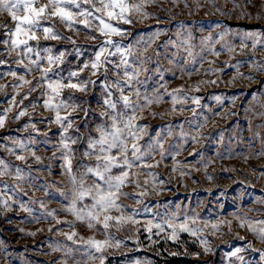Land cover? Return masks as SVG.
<instances>
[{
    "label": "rangeland",
    "instance_id": "obj_1",
    "mask_svg": "<svg viewBox=\"0 0 264 264\" xmlns=\"http://www.w3.org/2000/svg\"><path fill=\"white\" fill-rule=\"evenodd\" d=\"M41 2L47 3L48 0ZM129 2L141 3L142 0ZM143 2L142 12L147 15H134L133 25L124 26L132 34L114 39L134 42L141 36L148 39L157 28L165 29L147 53L143 52L144 45H139L142 55L151 57L147 64L149 71L140 77L141 80L147 78L141 91L146 90L151 95L155 88L166 85V91L160 88L164 99L137 113L138 117L142 116L137 122L147 125L140 144L146 148L159 133L164 158H161L157 147L147 163L160 161L158 166L132 170L139 173V186L137 177L130 175L129 182L121 191L133 195H121L120 202L126 206L123 209L125 216H131L133 211L136 215L119 224L112 222L106 231L99 225L88 228L85 221H75L72 214L61 210L66 201L56 190L70 192L72 185L69 176L62 174L61 151L53 147L59 140L58 126L41 119L53 116V112L44 108L40 89L24 100L23 106L36 102L35 108L28 107L29 116L14 119L23 107L19 101L30 86L20 88L19 95L12 87L26 72L16 62L21 58L22 50H12L9 54L10 45L3 43L8 39L7 30H14L15 21L6 11H0V61H5L0 63V85L4 86L0 88V110L10 107L13 95H16L17 101L8 114L5 128L0 129V159L12 169L9 174L0 176V264H101V256L102 264H134L137 260L141 264H264L261 258L264 255V240L247 225L240 226V219H244L245 215L249 221L264 220V202H261L264 201V155L260 154L264 152V72L254 66L256 63L264 64V47L258 45L253 49V39L243 35L255 32L264 39V0ZM181 21L192 29L195 61L180 46L183 37L177 36V31ZM52 23L70 39L46 41L43 33L38 32L40 46L52 47L53 54L65 52L64 64L59 65L58 70L65 69L61 74L67 76V69L76 70L78 64L93 59V52L101 39L95 23L92 31L86 30L83 25L70 29L55 18ZM93 34L97 35L96 40L91 39ZM209 34L212 41L202 45L201 38ZM169 40L176 43L167 44L165 48ZM29 43L36 46L35 41ZM226 44L234 51L228 52L224 47ZM209 47L215 48L220 55L210 53ZM157 52L160 53L158 59ZM41 55L45 53L41 52ZM35 58L33 54L32 59ZM23 59L25 64L29 63L27 57ZM111 59L115 63L119 58ZM170 60L173 63H169ZM157 66L160 72L153 71ZM12 71L17 73L16 77L10 74ZM40 75L39 71H34L26 78L35 84ZM90 75L88 69L82 73L84 78ZM109 75L110 78L113 75L111 70ZM249 76L253 79H248ZM91 78L97 84L95 87L90 85L88 92L67 89L64 92L65 98L73 95L74 98L82 97L90 101V104H82L81 107H90L94 113L87 117L83 111L73 113L74 127L69 135L76 137V130L79 129L77 143L72 146L74 171L81 161L94 162L95 157L83 156L85 138L90 133L97 135L95 125L104 120L98 115L104 108L97 103L103 73ZM173 89H182L175 103L168 95ZM195 97L199 98V104L194 102ZM217 97L221 99L217 100ZM76 102L80 103V100ZM29 121L36 124L40 133H48V143L44 142L43 135L33 133L31 127H23ZM30 136L35 138L31 148L41 157L40 161H36L31 152L19 149L9 151L17 138L27 141ZM177 149L179 154L175 155ZM54 152L56 158L53 159ZM17 155H24L26 161L17 160ZM206 161H210L207 167ZM15 167L23 170V179H17ZM173 168L176 170L173 171ZM118 174V170L114 169L113 175ZM87 183L91 184L92 180L88 179ZM16 185L19 187L13 191ZM144 191L147 194L139 196ZM5 199L10 201L9 208L2 203ZM13 201L24 202L33 208V212L23 211ZM41 201L45 204L44 209L40 207ZM83 203L90 205L91 200ZM52 210H57V219L61 221H75L74 227L57 224L56 219L43 215ZM172 213H178L180 219L185 215L198 214V225L201 227L208 222L209 226L200 235L207 237L211 251L205 252L203 245L190 233L181 232L177 240H171L168 239L170 230L167 228L163 232L155 228L151 233L146 231L149 221L163 223ZM110 214L116 216L121 213L112 210ZM212 223H219L218 231L211 228ZM72 231L78 233L74 238L77 241L75 244L61 234ZM89 238L109 239L110 246L105 247L102 254L98 253L88 248L85 242ZM66 247L73 249L71 255H66ZM237 248L241 251L231 255Z\"/></svg>",
    "mask_w": 264,
    "mask_h": 264
},
{
    "label": "snow or ice",
    "instance_id": "obj_2",
    "mask_svg": "<svg viewBox=\"0 0 264 264\" xmlns=\"http://www.w3.org/2000/svg\"><path fill=\"white\" fill-rule=\"evenodd\" d=\"M143 8V0L141 3H130L129 0H48L47 3H42L41 0H0V11H6L10 19L15 21L14 30H7L8 39L3 41L5 45H10L8 49L9 54L12 50L21 49V58L16 62L23 66L26 75L34 71L41 73L35 84L27 79L26 75H21L18 77V83L12 85V87L16 95H19L20 88L24 85L30 86L19 101V104L22 106L24 100H27L33 92L40 89L44 108L50 109L53 112V116L42 117L41 119L47 120L49 124L54 123L58 126L60 131L59 140L53 147L61 151L62 174L69 176L72 185L70 192L59 188L56 190L59 196L63 197L66 201L61 210L72 214L75 217V221H85L88 228L99 225L106 231L112 222L119 224L125 220L133 219L136 212L133 211L131 216H125L123 209L126 206L120 202L121 195L133 194L122 193V188L129 182L130 175L137 177V186H139V173H133V169H150L159 165L160 161H156L155 164L147 163V159L152 157L157 147L160 149L161 158H164L163 144L158 139L159 133L156 134L157 138H153L148 142L146 148L140 144V141L146 134L147 125L137 122L138 119H142V116L138 117L137 113H142L147 106L159 103L164 99V94L160 92V88H165L166 91V85H160L155 88L151 95L146 90L141 91V87L147 83V78L141 80L140 77L149 71L147 64L151 57L142 55L139 45L143 44V52L147 53L148 48L151 44L155 43L156 38L165 29L157 28L156 31L149 35L148 39H144L141 36L134 42L126 43L122 39H114V37L132 34L124 26L133 25L134 15H147L142 12ZM248 15L250 16L251 14L249 13ZM54 18L61 21L70 29L77 25H83L86 30L92 31L93 23H95L96 31H98L99 38L101 39V43L96 46L93 52V59L84 61L82 65L78 64L76 70L67 69V76L61 74L65 69L58 70V66L64 64L65 52L59 51L58 54H53L52 47H41L40 36L37 35L38 32H42L46 41L70 39L64 36L56 25L52 23ZM243 35L245 38L253 39V49L258 45L264 47V39L260 38V33L246 32ZM177 36L183 37L180 46H183L188 55L195 61L194 46L191 43L193 40L192 29L187 28L184 22L181 21L179 22ZM97 38L96 34L91 36L92 40H96ZM30 41H35L36 46L33 47L29 43ZM208 41H212L211 34L201 38L202 45ZM73 43L75 42L73 41ZM170 43L174 44L176 42L169 40L164 47L166 48L167 44ZM224 47L230 53L234 51V48L230 45L226 44ZM203 50L201 48L202 52ZM208 51L213 55H220V52L216 51L213 47H209ZM41 52L45 53V55L42 56ZM33 54L36 57L35 59H32ZM155 55L158 59L160 53L157 52ZM24 57H27L28 64L24 63ZM112 57H118V62L114 63L111 59ZM0 63H5V61H0ZM45 63L47 66H44ZM169 63H173V60H170ZM254 66L259 71L264 72V64L256 63ZM233 67L238 68L239 65H233ZM86 69L90 70L91 75L84 78L82 77V73ZM110 70L113 73L111 78L109 75ZM210 70L215 71V69ZM153 71L160 72V67L157 66ZM101 72L104 79L101 83V93L97 103L104 108L98 114L104 120L95 125L97 135L94 136L90 133L85 138L86 142L83 151V156L89 158L95 157V160L92 164L81 161L78 169L74 171L72 163L74 151L72 146L77 143L79 129L77 128L76 130V137L69 135L70 130L74 127L73 113L83 111L85 117L94 113L90 107L88 109L81 107L82 104H90V101L82 97L74 98L73 95L65 98L64 92L66 89L79 93L88 92L90 85L95 87L97 84V81L91 77ZM10 74L13 77L17 76L15 71H12ZM161 79H163V76H161ZM248 79H253V77L249 76ZM210 83L214 82L210 81ZM3 87V85H0V88ZM181 93L182 89H173L168 95L172 96L175 103L177 95ZM16 95H13L9 101L10 107L0 110V129L5 128L8 114L13 111V106L17 104ZM77 99L80 100V103L76 102ZM216 99L220 100L221 97H217ZM233 100H235V97H233ZM194 102L199 104V98L195 97ZM28 107L35 108L36 102L32 101L28 106L21 107L14 116V119L20 120L22 117L29 116ZM153 115L156 114L153 113ZM204 119L207 121L208 118L205 117ZM84 124L87 125L88 121L85 120ZM23 127L25 129L31 127L33 133L43 135L45 137L44 142H49L48 133H40L35 123L29 121ZM34 143L35 138L31 136L27 141L17 138L9 151L15 152L19 149L23 152H31L32 157L36 161H40L41 157L36 155L35 150L31 148V145ZM130 153L131 155H129ZM178 154L179 150L177 149L175 155ZM260 154L264 155V152ZM16 158L20 161H26L24 155H17ZM54 158H56L55 152L53 153ZM209 162H205V167H207V163ZM114 169L118 170V175H113ZM11 170L8 163L0 159V176L9 174ZM175 170L173 168V171ZM15 173L17 179L24 178L22 175L23 170L20 167H15ZM88 179L92 180L91 184L87 183ZM153 182L155 183L154 176ZM161 183L163 182L161 181ZM5 186L7 187V185ZM18 187L19 185L14 186L13 191ZM146 194V191L140 192L139 196L143 197ZM85 200H91V204H84ZM2 203L5 208L10 207L8 199L3 200ZM15 203H18V206L23 211L30 214L33 212V208L27 206L24 202ZM40 207L41 209L45 208L43 201L40 202ZM112 210H116L121 214L113 216L110 214ZM145 211H148V209H145ZM56 212L57 210H52L51 212L43 213V215L56 219L57 224H68L69 227H74L75 221H61L57 219ZM134 222L138 223V221ZM245 225L260 239L264 240V220L249 221L245 215L244 219H240V226L243 227ZM208 226V222H205L203 227L198 225V214L185 215L183 219H180L178 213H172L163 223L154 224L152 221H149L146 231L151 233L153 228H155L163 232L167 228L170 230L168 239L171 240H177L181 232L190 233L203 245V250L209 252L211 251L209 240L207 237L200 235L203 229ZM210 226L214 230H219V223H212ZM32 234L34 235V233ZM61 234L74 244L77 243L74 239L78 235L77 232L72 231ZM85 243L89 249H94L101 254L105 247L110 246L109 239L97 240L89 238ZM240 251L241 249L237 248L231 255L235 256ZM65 252L66 255H71L73 249L66 247ZM89 255L91 256V253ZM91 258L94 259L95 257L92 256ZM261 258L264 259V255ZM102 259L101 256V264ZM134 264H141V262L137 260Z\"/></svg>",
    "mask_w": 264,
    "mask_h": 264
}]
</instances>
